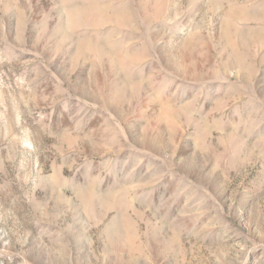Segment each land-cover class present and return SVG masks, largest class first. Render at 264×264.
<instances>
[{"label": "rangeland", "instance_id": "374dc122", "mask_svg": "<svg viewBox=\"0 0 264 264\" xmlns=\"http://www.w3.org/2000/svg\"><path fill=\"white\" fill-rule=\"evenodd\" d=\"M0 264H264V0H0Z\"/></svg>", "mask_w": 264, "mask_h": 264}]
</instances>
